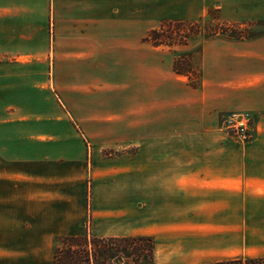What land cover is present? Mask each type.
Masks as SVG:
<instances>
[{
	"label": "crops",
	"instance_id": "obj_1",
	"mask_svg": "<svg viewBox=\"0 0 264 264\" xmlns=\"http://www.w3.org/2000/svg\"><path fill=\"white\" fill-rule=\"evenodd\" d=\"M141 1L140 9L187 3L264 22V0ZM116 12H127V0H0V264H51L54 238L82 236L88 222L93 237L150 238L155 264L264 257V34L211 41L193 87L178 81L187 77L174 72L175 59L135 60L134 43L159 48L127 34V17ZM53 43L55 98L44 62ZM66 107H76V121ZM225 113L251 116V140L217 131ZM132 119L139 134L127 137ZM89 123L107 129L90 136ZM127 140L139 145L129 190L126 172H104L99 160L102 149L126 150ZM127 222L136 227L127 231Z\"/></svg>",
	"mask_w": 264,
	"mask_h": 264
},
{
	"label": "rangeland",
	"instance_id": "obj_2",
	"mask_svg": "<svg viewBox=\"0 0 264 264\" xmlns=\"http://www.w3.org/2000/svg\"><path fill=\"white\" fill-rule=\"evenodd\" d=\"M141 0H127V12H116L117 16L121 13L126 18L127 17V34L136 35L139 38H145L146 35L151 30H158L160 25L163 23H169V22H181L185 23V25L182 27L179 25L174 26V32L176 35H174L176 42H178V36L180 35V32H185L192 30V27H198L197 31L193 29L192 32H197V35H190V37H187L188 42L185 46H176L172 49H169L168 47H158V51H152L149 47L142 45L141 40L139 42H136L133 44L134 50L137 53V57L135 60H146L147 57H151L152 55H158L162 56L163 62L166 64L168 61H173V59H177L179 62L178 68L180 70H183L184 72H188L187 78L179 77L178 81L180 84H189V85H195L201 86V83L204 79V71H203V51L204 48L209 44L211 41H220V40H229V41H245V40H251L254 37H257L259 35L264 34V22H252V21H245V20H228L225 17L221 16V13L218 10H209V11H189L187 10V3H183L179 10L171 11H165V10H151V9H140L138 6L141 4ZM183 7V8H182ZM211 13V14H210ZM210 14V15H209ZM172 16V18H169ZM217 17L218 20L215 18ZM209 19V21H208ZM221 23V25H220ZM178 26V27H177ZM50 28L52 31L53 26H49V34H50ZM167 29V28H166ZM142 42L143 39H142ZM149 44V43H148ZM150 45V44H149ZM58 46V44H57ZM209 46V45H208ZM53 52L51 59H46V64L50 68L51 67V74L47 75L49 81H51V84L53 85V91L51 94L54 96V93L59 97L58 93V84H59V75L58 73L52 72V68L54 70L55 66H59L60 59L59 57H56L55 51H56V44L53 43L52 45ZM134 61V60H133ZM175 61V60H174ZM69 65H73L74 63H70ZM139 65V64H138ZM214 77V76H212ZM51 79V80H50ZM55 84L57 87L55 88ZM57 89V90H56ZM118 109V108H117ZM122 109L119 108L120 113L122 114ZM76 107L72 108V111L66 107V111L68 112L67 117H72L73 120L76 121L77 118H75L76 114L75 111ZM59 108L55 105L54 101H52V113L53 114H59ZM100 114H106L107 108L101 107L99 108ZM62 118L63 115L60 113ZM230 115V113L221 114L220 118H218L217 123V131L220 132L222 135L226 136L227 138H230L233 140L229 134L225 133L224 129V122L228 118L226 116ZM83 120H87L88 118H79ZM130 124L127 125V137H135L138 136V127H139V121L136 119H132V121H129ZM226 124V123H225ZM78 128L81 130V125H77ZM63 125H52L50 128L52 130H58L62 129ZM86 131L91 136L92 133H102L106 131V127L102 126H92L90 123L85 124ZM78 132V129L76 127H66V132H74V130ZM235 141V140H233ZM85 150L86 152H89L92 157V151H93V142L90 139L83 140ZM139 145L138 141H130L127 140V149H102L100 151V163L103 168L102 170L105 172L108 169H115L122 170V172H126L127 175V189H130V181L138 180V167H139ZM92 159V158H91ZM106 173L104 174V177L102 180L103 184L105 185L107 183L106 181ZM134 209L136 211H139L140 205L138 201H136L133 205ZM91 227V224L88 222L86 223V231L84 235L91 236L89 234V228ZM124 229L133 230L136 227V223L127 222V226H122ZM113 230L121 229L119 225L112 228ZM141 236H130L127 238H140ZM247 258V257H246ZM264 258V257H262ZM245 259V258H242ZM155 257L153 255L152 259H149L148 257H143L139 261H135V259L127 254V258H123V260H112L108 262V264H155Z\"/></svg>",
	"mask_w": 264,
	"mask_h": 264
},
{
	"label": "trees",
	"instance_id": "obj_3",
	"mask_svg": "<svg viewBox=\"0 0 264 264\" xmlns=\"http://www.w3.org/2000/svg\"><path fill=\"white\" fill-rule=\"evenodd\" d=\"M215 19L218 20L217 17ZM175 25L182 27L185 23H163L158 30H151L143 41L156 48L164 46L172 49L176 46H185L189 39L187 37H190L191 34L192 36L197 35V32L191 33L193 29L197 31L199 27L194 26L190 31L185 30V32H180L181 36H178V42H176L177 40L174 38V35H176L174 32ZM178 65L179 62L175 59L173 64L174 72L179 75L188 76V72L180 70ZM53 243L51 264H108L112 260L127 258V254L133 257L135 261H139L143 257L152 259L154 249L152 240L147 237L97 238L82 235L55 237ZM211 264H264V258L235 259Z\"/></svg>",
	"mask_w": 264,
	"mask_h": 264
},
{
	"label": "built area",
	"instance_id": "obj_4",
	"mask_svg": "<svg viewBox=\"0 0 264 264\" xmlns=\"http://www.w3.org/2000/svg\"><path fill=\"white\" fill-rule=\"evenodd\" d=\"M223 124L225 133L229 134L235 142L245 144L251 140L253 130L251 128V116L247 113H230ZM226 123V124H225Z\"/></svg>",
	"mask_w": 264,
	"mask_h": 264
}]
</instances>
